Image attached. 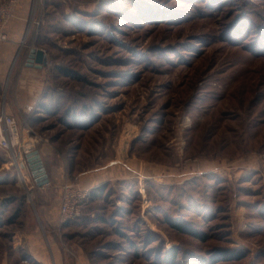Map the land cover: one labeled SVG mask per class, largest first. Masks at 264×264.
<instances>
[{"label": "rangeland", "instance_id": "1", "mask_svg": "<svg viewBox=\"0 0 264 264\" xmlns=\"http://www.w3.org/2000/svg\"><path fill=\"white\" fill-rule=\"evenodd\" d=\"M10 4L16 67L47 63L30 108L0 79V113L50 182L0 148V264H264V0ZM65 182L89 197L60 224Z\"/></svg>", "mask_w": 264, "mask_h": 264}, {"label": "built area", "instance_id": "2", "mask_svg": "<svg viewBox=\"0 0 264 264\" xmlns=\"http://www.w3.org/2000/svg\"><path fill=\"white\" fill-rule=\"evenodd\" d=\"M13 14V5L0 7V43L8 39L5 31L6 22ZM20 130L16 119L8 114L5 108L0 113V148L11 152L13 161L17 165L25 162L24 153L20 146ZM89 197V190L65 182L62 186L59 202V223L66 224L81 216V207Z\"/></svg>", "mask_w": 264, "mask_h": 264}, {"label": "crops", "instance_id": "3", "mask_svg": "<svg viewBox=\"0 0 264 264\" xmlns=\"http://www.w3.org/2000/svg\"><path fill=\"white\" fill-rule=\"evenodd\" d=\"M20 19L22 18L18 20ZM8 35L9 40L0 45V79L4 77L7 72L10 71L11 74L12 71L10 80H15V89H12V105L14 106L16 102L20 108H30V105L33 104L38 97L40 90L38 87L40 83L39 80H37V76L39 75L35 71L38 68L27 66L26 60L30 50L26 51L27 54L25 55L24 61L16 67V57L18 54L21 55L25 51L24 47H26L22 23L18 24L17 21L12 22L8 28ZM15 69L17 70L16 72ZM58 210L59 204L54 205L52 210L53 214L50 215V217L55 221L57 219Z\"/></svg>", "mask_w": 264, "mask_h": 264}, {"label": "water", "instance_id": "4", "mask_svg": "<svg viewBox=\"0 0 264 264\" xmlns=\"http://www.w3.org/2000/svg\"><path fill=\"white\" fill-rule=\"evenodd\" d=\"M46 55L41 49L32 48L27 58L28 67L42 68L46 65ZM30 171L38 187L49 184L50 179L38 150H32L25 155Z\"/></svg>", "mask_w": 264, "mask_h": 264}, {"label": "bare ground", "instance_id": "5", "mask_svg": "<svg viewBox=\"0 0 264 264\" xmlns=\"http://www.w3.org/2000/svg\"><path fill=\"white\" fill-rule=\"evenodd\" d=\"M26 153H28V151ZM26 165H27L26 162L19 163V167H20L19 169L22 171L23 168H26Z\"/></svg>", "mask_w": 264, "mask_h": 264}, {"label": "trees", "instance_id": "6", "mask_svg": "<svg viewBox=\"0 0 264 264\" xmlns=\"http://www.w3.org/2000/svg\"><path fill=\"white\" fill-rule=\"evenodd\" d=\"M100 190H102V189L100 188ZM94 193H95V191L93 190L92 193H91V196H94ZM177 227L181 228L180 226H177Z\"/></svg>", "mask_w": 264, "mask_h": 264}]
</instances>
